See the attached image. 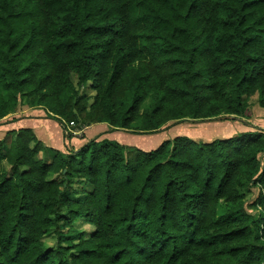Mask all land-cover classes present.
I'll use <instances>...</instances> for the list:
<instances>
[{
    "label": "trees",
    "instance_id": "trees-1",
    "mask_svg": "<svg viewBox=\"0 0 264 264\" xmlns=\"http://www.w3.org/2000/svg\"><path fill=\"white\" fill-rule=\"evenodd\" d=\"M254 96L264 108V0H0V122L27 106L151 135ZM45 149L30 128L0 140V264H264L263 190L245 205L264 130Z\"/></svg>",
    "mask_w": 264,
    "mask_h": 264
},
{
    "label": "rangeland",
    "instance_id": "rangeland-1",
    "mask_svg": "<svg viewBox=\"0 0 264 264\" xmlns=\"http://www.w3.org/2000/svg\"><path fill=\"white\" fill-rule=\"evenodd\" d=\"M72 79L75 80V76L72 75ZM83 93L88 98L93 97V95L95 94V92L91 89L89 84L83 88ZM259 100L260 99L257 96H254L251 99H249L250 101L249 109L244 114V116H236V118L232 120L215 119V120L206 121V119L204 120L193 119L194 121H189L187 120L188 118H186L185 120H183V122L179 124L172 125L173 122H171V124H168L169 127L167 129H165L163 132H159L158 134H151V135L145 134L141 136L132 135V136H137L134 141L121 142V143H124L126 145L138 146L139 148L145 151H150L156 148L157 146H159L162 142L171 140L179 136H186V137L192 138L193 140L197 142H210L216 139H225V138L234 137L241 133L246 132V131H241L240 129L241 123H246L245 128L249 131L255 130L256 126H254V122H256L255 124L257 126L264 127V108H262L259 105ZM221 116H224V115H221ZM8 117H10V115L5 118V121H7L6 119ZM213 118H216V117H213ZM2 121H4V119ZM76 127L80 128V126L77 123H76ZM231 127H235V129ZM98 128L99 126L92 128L95 130L92 132L93 135L90 134V136L92 135V137L88 136V140L97 138V136L101 135L102 131L101 130L99 131ZM54 129L56 128L54 127ZM236 129H240V130H236ZM47 130H48V127H47ZM89 131H88V134L90 133ZM252 132H256V131H252ZM120 133L123 134L124 132L117 131L115 133H112V135L108 134L111 136L113 135L116 136L112 139H109L108 137V140H114V141L119 142L120 141L119 135H121ZM262 162L264 165V157H262ZM263 188L261 187L260 184H257L256 187L252 189V193L246 196L247 203L245 205L248 211L257 213V211H254V209L250 207H251V204L257 198L260 191L263 190L264 192ZM86 189L91 190V186L87 187ZM227 213H228V210L225 208V202H223L222 200L221 205L218 207V214L219 216H224ZM75 226L81 231L87 232L88 234L87 236H89V234L92 233L94 230V227L92 225L86 223L83 220L77 221L75 223ZM43 240H44L45 245L48 248H53L56 244L55 235H53V233L46 235Z\"/></svg>",
    "mask_w": 264,
    "mask_h": 264
},
{
    "label": "crops",
    "instance_id": "crops-1",
    "mask_svg": "<svg viewBox=\"0 0 264 264\" xmlns=\"http://www.w3.org/2000/svg\"><path fill=\"white\" fill-rule=\"evenodd\" d=\"M6 120L7 121H5L4 119V121L0 122V140L6 136L8 131L19 130L21 128H30L34 131L36 136L44 143L46 147L44 155L45 161L47 163L52 162L55 154L58 151L68 153L73 149L78 150L81 146L89 141L88 136H90V134H92V132L95 130L92 129L93 127L99 126V131H102L101 135L97 136V138L100 140L108 139V137L109 139L110 137H115V135H111L112 133H115L117 131H125H123L122 129L114 130L111 129L108 124L100 123L91 126H84L83 131L80 135L74 136L73 138H67L65 129L62 124L58 123L54 118L49 116L44 109L29 108L27 106L18 108V111L15 114L10 115V117H8ZM255 123L256 122H254V126L259 127L260 129H264V127L257 126ZM245 125L246 123H241L240 129L241 131L247 132L249 130L245 128ZM53 126L56 129H54ZM231 128L235 129V127ZM88 131L90 132L89 134ZM92 135L90 137H92Z\"/></svg>",
    "mask_w": 264,
    "mask_h": 264
},
{
    "label": "water",
    "instance_id": "water-1",
    "mask_svg": "<svg viewBox=\"0 0 264 264\" xmlns=\"http://www.w3.org/2000/svg\"><path fill=\"white\" fill-rule=\"evenodd\" d=\"M52 118H54V117H52ZM236 118V116L235 115H224V116H219V117H216V118H208V119H206V121L207 120H215V119H218V120H232V119H235ZM58 123H60L56 118H54ZM187 120H189V121H194L193 119H187ZM260 130V128L259 127H257L255 130H252V131H257V130ZM165 130V129H164ZM164 130H162V131H160V132H163ZM261 130H264V129H261ZM124 131V130H123ZM121 135H119V139H120V143L121 142H132V141H134L135 140V138L137 137V136H141V135H143V134H136V133H133V132H129V131H124V133L122 134V133H120ZM156 134H158V133H156ZM132 135H137V136H132ZM116 137V136H115ZM174 137H176V136H174ZM112 138H114V137H110V139H112ZM98 140H100V139H98ZM103 140V139H102ZM144 140V139H143ZM145 142V141H144ZM122 144H124V143H122ZM161 145V144H160ZM130 146H134V145H130ZM136 147H138V146H136ZM158 147V146H157ZM156 147V148H157ZM156 148H154V149H156Z\"/></svg>",
    "mask_w": 264,
    "mask_h": 264
},
{
    "label": "built area",
    "instance_id": "built-area-1",
    "mask_svg": "<svg viewBox=\"0 0 264 264\" xmlns=\"http://www.w3.org/2000/svg\"><path fill=\"white\" fill-rule=\"evenodd\" d=\"M83 131V128H77L76 127V123L74 121H71L69 123H66V127H65V133L66 135H73L74 136H77V135H80Z\"/></svg>",
    "mask_w": 264,
    "mask_h": 264
}]
</instances>
